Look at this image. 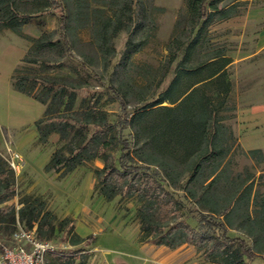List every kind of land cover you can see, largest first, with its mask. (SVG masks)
<instances>
[{
    "label": "rangeland",
    "instance_id": "rangeland-1",
    "mask_svg": "<svg viewBox=\"0 0 264 264\" xmlns=\"http://www.w3.org/2000/svg\"><path fill=\"white\" fill-rule=\"evenodd\" d=\"M112 1H69V13H80V17L71 20L67 34L72 57L63 45H59L55 50L34 53L32 56L39 63L29 67L35 68L34 72L41 77L65 78L81 85L83 88L77 92L78 102L86 100V105L99 103L106 109L109 121L113 123L121 114V107L112 93V87L118 89L127 99L130 116L143 107L156 110L175 107V104L168 102L157 104V101L173 80L178 65V62L173 64L167 73L168 45L175 38L183 36L185 26L188 24L185 0H140L147 8L151 7L150 5L163 8V11L148 9V15L153 22L146 24L142 31L133 34L137 35L136 44H141L145 40H148V43L139 52L128 51L126 44L131 35L127 31H120L108 47L113 50V54L109 49V51L102 49L104 43L100 33V20L112 13ZM141 2L136 9L139 18L144 8ZM262 4L260 1L247 0L240 7V15H244L245 19L232 22L226 20L212 25L207 31L210 45L203 46L201 54L204 56L213 50H221L233 61L227 68L232 83L229 109L221 113L225 116L220 122L224 128L220 131L217 146L226 152L223 157L224 166L230 173V178L234 179V185L229 187L222 182L217 190L222 196L232 192L238 193L239 200L235 203L236 212L227 226L228 233L232 238L245 239L259 255L251 260L250 264H264V224L259 226L256 223L264 206V159L260 160L259 157L252 159L245 155L237 143L234 130L237 108L255 103L262 97L264 50L249 59L245 58L257 52L258 45L255 42L258 40L259 29L264 26V18L246 17L248 16L246 11ZM82 5L84 7L79 9L78 6ZM4 9L21 16H30L22 29L25 37L3 27L2 21L7 13ZM87 12L91 17L89 22H86L85 18ZM60 15L59 9L46 6L44 0H0V59L3 58V49L6 45L19 50L25 47L29 49L32 46L29 38L40 39L43 34L54 42L58 41ZM138 22L142 23L143 20L140 18ZM181 56L182 53L177 61ZM42 60L49 61L54 69L46 71L45 66L40 65ZM14 61L15 66L20 63L19 54H15ZM81 63H84V66ZM33 110L35 116L43 113L41 105L37 102ZM166 113L168 111L160 109L155 115L149 116L148 122L152 124L158 118H163V114ZM171 115L172 113H168V116ZM35 121L14 127L2 125L0 129V158L7 164L6 168H11L10 161L15 157L19 165V169L14 170L15 198L0 203V246L10 243L18 228L28 230L21 222L17 210L20 207L19 202L24 197L32 195L46 200V209L56 216L57 226L65 218L73 220V233H69L71 228L69 224V228L65 230L57 228L48 239L58 252L75 254L79 257L78 261L84 264H116L115 260L119 256L129 259L131 264H165L161 263L163 256H158L156 252L162 250L170 252L175 249L153 242H141V221L138 218V211L143 203L139 197L129 196L124 191L114 199L107 200L99 193L102 181L94 172L104 166L102 159L87 162L85 166L78 167L68 174H63V171L59 173L47 171L45 165L54 151L64 143L59 134H51L46 142H41ZM144 126V122L141 124L135 122L123 133L124 138L131 143V154L125 157V162L129 165H147L140 161V158H144L150 151L146 144L147 135L142 132ZM173 152L169 162L182 164L181 159L184 158L185 151L177 148ZM208 166L209 163H206V173L209 171ZM141 178L144 182V176ZM165 187L168 199L174 201L176 205L175 207L171 205V214L165 215L163 212L166 209H161L158 215L172 226L182 221L198 228L199 217L195 205L189 199L187 175L177 184L171 183ZM248 191L252 193L251 199L255 203V206L251 207L254 211L252 219L247 218L245 203L240 199ZM12 206L17 211L14 223L12 216L6 214V210ZM75 233L83 239L94 237V241L72 245L70 241L73 240ZM140 246H144V249L139 252V258L133 254V250ZM180 247L183 252L184 249H191L184 253L176 264H214L206 260L205 250L186 244ZM53 257V254H48L44 264H57Z\"/></svg>",
    "mask_w": 264,
    "mask_h": 264
},
{
    "label": "trees",
    "instance_id": "trees-1",
    "mask_svg": "<svg viewBox=\"0 0 264 264\" xmlns=\"http://www.w3.org/2000/svg\"><path fill=\"white\" fill-rule=\"evenodd\" d=\"M44 1L46 6L61 12L57 30L60 39L54 42L45 34L40 39L27 37L32 46L16 66L11 82L16 91L31 96L45 106L43 118L34 123L41 142H46L51 134H59L64 143L54 151L45 165L46 170L68 174L85 166L87 162L102 159L104 166L94 172L102 181L99 193L107 200H112L125 191L129 196L137 195L143 203L138 211L141 242H153L175 250L185 244L193 245L205 250L206 260L214 264H250L251 260L259 257L245 239L232 238L228 233L227 226L236 212L238 193L222 196L217 190L222 182L229 187L234 185V179L230 178V173L224 166L223 157L226 152L217 146L220 131L224 128L220 125L225 119L221 113L229 109L232 83L227 68L233 61L221 50L201 55L203 46L210 45L207 34L209 28L240 16V7L247 0H185L188 24L183 36L175 38L168 45L167 73L173 64L178 62V65L173 80L157 101V104L168 102L176 106L160 108L172 115L163 114V118H158L152 124L148 122L149 116L155 115L160 109L143 107L130 116L127 99L115 87L111 90L120 104L121 114L113 123L109 121L106 109L99 103L86 105V100L78 102L77 92L83 88L81 85L65 78L41 77L34 72L35 68L29 67L39 63L33 58L34 53L55 50L59 45H63L72 57L67 34L71 20L80 17V13H69L68 3L71 0ZM139 2L141 1H112V13L100 20V33L104 43L102 49L110 50L113 54V50L108 47L120 31H127L131 35L126 44L128 51L139 52L148 43L145 40L136 44L137 35L133 34L153 22L148 9L163 11V8L153 5L147 8L141 2L144 8L140 18L143 22L139 23L136 10ZM78 7L82 9L84 5ZM8 11L2 21L3 27L25 37L22 29L30 16ZM85 14L86 22H89L90 13ZM180 53L182 56L177 61ZM40 65L45 66L46 71L54 69L49 61L42 60ZM81 65L84 66V63ZM135 122L145 123L142 132L147 135L146 144L150 150L144 158H140V161L147 164L145 166L125 162V157L131 154V143L124 138L123 133ZM177 148L185 151L180 165L169 162ZM243 151L252 159H264L260 149ZM206 163H209L207 173ZM6 165L0 158V203L15 198V173L12 168H6ZM185 175L188 177L189 199L195 205L199 217L198 228L182 221L172 226L158 215L161 209H166L163 212L165 215L172 213L170 207H175L176 203L168 199L165 186L177 184ZM142 176L145 178L144 182ZM251 197L252 193L248 191L240 198L245 203L249 219L254 214L251 207L255 206ZM19 203L17 211L21 222L28 230L36 227L40 239L47 241L57 228L65 230L69 228V224V233H73V220L65 218L57 226L56 216L46 209V200L42 197L26 196ZM17 211L14 206L6 210V214L12 216L13 223ZM258 217L256 223L260 226L264 224V206ZM72 238V245L94 241V237L83 239L76 233ZM53 256L57 264H84L78 261L79 257L75 254L57 253Z\"/></svg>",
    "mask_w": 264,
    "mask_h": 264
},
{
    "label": "crops",
    "instance_id": "crops-1",
    "mask_svg": "<svg viewBox=\"0 0 264 264\" xmlns=\"http://www.w3.org/2000/svg\"><path fill=\"white\" fill-rule=\"evenodd\" d=\"M263 2L261 6H254L253 9L246 11L248 16L246 17H261L264 18V0H252ZM245 19L244 15H240L235 18L228 19L227 21H235ZM258 40L255 42L257 52L252 53L245 58L255 56L258 52L264 50V26L259 29ZM27 47L18 49L14 46L6 45L3 49V58L0 59V129L2 125L8 127H14L17 125L28 124L31 121L39 120L43 118L45 113V106L39 103L31 96H25L24 94L16 91L12 87L11 77L13 75L16 66L21 63V60L26 56ZM20 55V63L15 66L14 56ZM262 97L255 103L239 106L235 112L236 124L235 134L238 145L246 151L250 150H262L264 154V77L262 78ZM39 103L43 109V113L35 116L33 106L35 103ZM36 120V121H37ZM144 249V246L136 247L133 250V254H136L140 258L139 252ZM189 249L176 248L174 251H157L156 254L162 257L161 263L176 264L184 253ZM136 252V253H135ZM131 254V255H133ZM156 255V256H157ZM116 264H131L129 259L118 257L115 260Z\"/></svg>",
    "mask_w": 264,
    "mask_h": 264
},
{
    "label": "built area",
    "instance_id": "built-area-1",
    "mask_svg": "<svg viewBox=\"0 0 264 264\" xmlns=\"http://www.w3.org/2000/svg\"><path fill=\"white\" fill-rule=\"evenodd\" d=\"M10 167L18 170L16 157L10 161ZM12 241L0 249V264H44L48 254H61L50 241H44L37 235L36 227L27 230L22 227L12 236ZM68 254V253H65Z\"/></svg>",
    "mask_w": 264,
    "mask_h": 264
}]
</instances>
